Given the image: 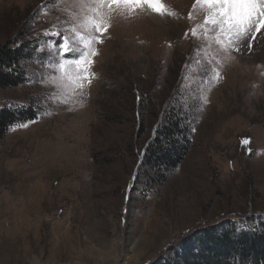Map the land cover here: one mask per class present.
I'll return each instance as SVG.
<instances>
[{
  "label": "rangeland",
  "instance_id": "374dc122",
  "mask_svg": "<svg viewBox=\"0 0 264 264\" xmlns=\"http://www.w3.org/2000/svg\"><path fill=\"white\" fill-rule=\"evenodd\" d=\"M52 2L0 0V51L28 48L26 80L0 89V110L36 121L0 143V264H164L200 230L252 228L264 216V59L238 57L209 83L198 42L184 38L194 0H164L178 18L114 22L86 97L46 101L49 86L28 80L53 74L34 62L67 17ZM171 109L191 119L193 146L157 174L144 150Z\"/></svg>",
  "mask_w": 264,
  "mask_h": 264
},
{
  "label": "snow or ice",
  "instance_id": "6c2138e0",
  "mask_svg": "<svg viewBox=\"0 0 264 264\" xmlns=\"http://www.w3.org/2000/svg\"><path fill=\"white\" fill-rule=\"evenodd\" d=\"M60 4L64 5L66 20L45 31L43 35L50 38L44 43L37 41L35 46L37 54L47 49L48 59L34 62L52 69L53 74L40 80L29 77L28 82L46 83L50 90L44 99L58 96L64 104L89 94L96 79L93 68L100 55L98 46L111 38L108 34L115 21L135 19L140 12L177 17L164 0H53L52 7ZM187 18L192 26L184 38L198 42L194 51L202 54V59L197 63H206L204 79L209 83H219L223 69L238 57L264 56V0H194ZM79 107H84L82 100ZM67 110L75 108L69 106ZM29 123L36 121L19 122L18 126L27 128ZM242 143L248 145L250 141Z\"/></svg>",
  "mask_w": 264,
  "mask_h": 264
},
{
  "label": "trees",
  "instance_id": "16d2710c",
  "mask_svg": "<svg viewBox=\"0 0 264 264\" xmlns=\"http://www.w3.org/2000/svg\"><path fill=\"white\" fill-rule=\"evenodd\" d=\"M28 48L0 51V89L20 86L25 82L22 63ZM12 68L11 74L4 71ZM34 118L30 109L0 110V143L17 122ZM161 129L146 145V167L159 174L172 171L183 161L193 146L192 122L182 110H169ZM242 221H225L216 227L200 230L198 237L185 242V247L172 248L174 258L164 264H264V216L253 218L252 228Z\"/></svg>",
  "mask_w": 264,
  "mask_h": 264
},
{
  "label": "bare ground",
  "instance_id": "6f19581e",
  "mask_svg": "<svg viewBox=\"0 0 264 264\" xmlns=\"http://www.w3.org/2000/svg\"><path fill=\"white\" fill-rule=\"evenodd\" d=\"M184 1H185V0H184ZM186 2H187V0H186ZM178 13H179V12H178ZM257 56H258L260 59H264V56H261V55H259V54H257ZM253 63H257V60H254Z\"/></svg>",
  "mask_w": 264,
  "mask_h": 264
}]
</instances>
